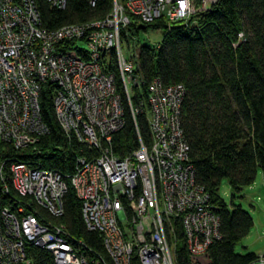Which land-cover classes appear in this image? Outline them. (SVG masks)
<instances>
[{
    "label": "built area",
    "instance_id": "1",
    "mask_svg": "<svg viewBox=\"0 0 264 264\" xmlns=\"http://www.w3.org/2000/svg\"><path fill=\"white\" fill-rule=\"evenodd\" d=\"M64 9L68 0H47ZM95 5L97 0H88ZM195 0H113L101 20L42 26L37 0H0V143L33 148L49 134L40 94L54 83L56 117L68 136L98 154L77 157L70 182L89 231L98 232L109 260L91 256L65 223L69 183L62 172L26 162L0 164V264H32L27 247L46 249L56 264H177L182 231L189 264H211L210 246L221 238L217 205L196 180L182 127L183 84L160 77L148 85L152 142L122 156L109 146L125 126L116 77L104 54L114 50L125 92L141 87L136 64L122 49L121 31L160 17L188 19ZM217 0H200L206 10ZM138 108H133L136 116ZM36 204L38 207H33ZM42 209L47 212L44 214ZM54 218V219H51ZM251 264H264V253Z\"/></svg>",
    "mask_w": 264,
    "mask_h": 264
},
{
    "label": "trees",
    "instance_id": "2",
    "mask_svg": "<svg viewBox=\"0 0 264 264\" xmlns=\"http://www.w3.org/2000/svg\"><path fill=\"white\" fill-rule=\"evenodd\" d=\"M37 1L42 26L48 29L104 19L113 7V0H97L95 5L88 0H68L64 9L52 8L47 0ZM149 29H162L163 38L157 47L141 46L133 55L141 87H133L131 101L116 53L112 50L102 57L104 71L116 77L125 117L124 128L113 135L109 146L122 156L137 149L141 140L149 146L148 85L156 77L166 84H183L182 127L190 147V162L197 182L217 205L221 222V238L209 249L211 264H251L259 255L252 251L238 253L236 247L251 233L254 219L234 203V198L235 193L255 183L259 169L264 176V0H217L206 10H200V0H195L188 19L160 17L151 23H133L121 31L122 42L129 43ZM56 89L54 83L47 82L40 94L41 115L49 134L40 139L35 151L1 142L0 164L26 162L62 172L69 188L64 198L65 214L56 221L65 223L73 238L82 239L91 256L109 260L100 234L86 228L81 202L70 182L77 157L99 151L63 131L53 103ZM133 108H138L136 116ZM224 183L233 191L230 203L220 194ZM11 198L16 199L14 190L5 197L0 192L2 204ZM179 232L177 264H189ZM27 254L32 264H56L46 249L29 245ZM133 264L140 263L135 260Z\"/></svg>",
    "mask_w": 264,
    "mask_h": 264
},
{
    "label": "rangeland",
    "instance_id": "3",
    "mask_svg": "<svg viewBox=\"0 0 264 264\" xmlns=\"http://www.w3.org/2000/svg\"><path fill=\"white\" fill-rule=\"evenodd\" d=\"M162 38V29L141 31V33L129 43L123 41L122 49L126 57L136 64L133 55L137 54L139 48L141 46L157 47L161 43ZM253 185V187L250 186L245 188L241 193H235L234 203L241 205L254 219V226L251 233L236 247L238 253H245L248 244H253L254 250L264 247V176L260 169ZM232 192L228 183H224L220 189L221 196L228 203L231 202Z\"/></svg>",
    "mask_w": 264,
    "mask_h": 264
},
{
    "label": "crops",
    "instance_id": "4",
    "mask_svg": "<svg viewBox=\"0 0 264 264\" xmlns=\"http://www.w3.org/2000/svg\"><path fill=\"white\" fill-rule=\"evenodd\" d=\"M253 186H251V187H253ZM253 247H254L253 244H248V246H246V248H247L246 252L252 251V252H255L257 255L264 253V247L258 248V250H254L255 248H253Z\"/></svg>",
    "mask_w": 264,
    "mask_h": 264
}]
</instances>
